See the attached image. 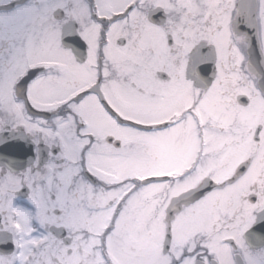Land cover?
Here are the masks:
<instances>
[{"label":"snow or ice","instance_id":"6c2138e0","mask_svg":"<svg viewBox=\"0 0 264 264\" xmlns=\"http://www.w3.org/2000/svg\"><path fill=\"white\" fill-rule=\"evenodd\" d=\"M0 264H264V0H0Z\"/></svg>","mask_w":264,"mask_h":264}]
</instances>
